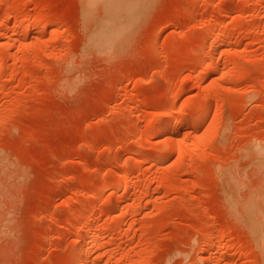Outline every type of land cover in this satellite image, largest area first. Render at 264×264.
Wrapping results in <instances>:
<instances>
[{"label":"rangeland","instance_id":"1","mask_svg":"<svg viewBox=\"0 0 264 264\" xmlns=\"http://www.w3.org/2000/svg\"><path fill=\"white\" fill-rule=\"evenodd\" d=\"M263 233L264 0H0V264H264Z\"/></svg>","mask_w":264,"mask_h":264},{"label":"bare ground","instance_id":"2","mask_svg":"<svg viewBox=\"0 0 264 264\" xmlns=\"http://www.w3.org/2000/svg\"><path fill=\"white\" fill-rule=\"evenodd\" d=\"M37 22H38V21H37ZM37 22H36V23H37ZM42 22H43V21H42ZM38 23H40V22H38ZM43 24H44V23H43ZM44 25H45V24H44ZM44 25H43V26H44ZM36 26H37V24H36ZM39 26H40V25H38L37 28H38ZM43 26H42V27H43ZM42 27H40V28H42ZM24 30H27V31H28L29 29H24ZM53 31H54V30H53ZM53 31H52V32H53ZM24 32H25V31H24ZM28 33H29V31L27 32V34H28ZM27 34H26V32H25V34L23 33V35H25V36H26ZM215 34H216V33H215ZM213 35H214V33H213ZM216 37H218V35H217ZM217 40H219V39L217 38ZM217 40H216L215 37H214V39L212 38V41H210V44L214 46V45H215V42H216ZM206 55L209 56L208 54H206ZM207 56H205V57H207ZM207 58H208V57H207ZM206 60H207V59H206ZM206 62H207V61H205V64H206ZM207 64H208V63H207ZM171 115H172L171 112H167V113H166V117H167V118H171ZM184 117H185V115H184ZM183 119H184V118H183V117H180V116H179V117H176V118L174 119V121L172 120V122L170 121L171 123L169 122L170 124H169L168 126H170V128H172L174 125L178 124L179 122L181 123V121H183ZM184 120H186V119H184ZM194 121H195V120H194ZM196 121H197V120H196ZM195 123H196V122H195ZM165 124H166V122L161 123V124L158 126V128H161V127H162L163 125H165ZM195 125H196V124H195ZM181 150H182V149H181ZM179 153L181 154L180 151H179ZM123 177H124V176H123ZM125 180H126V179H125V177H124L123 179L121 178V180H120V179H117V180H115V181H113V182H114V184H115L116 186H119V185H121L122 183H125V182H124ZM114 184H113V185H114ZM263 235H264V233H263ZM90 236H91V235H90ZM92 237H93V235H92ZM262 237H263V236H262ZM262 237H261V238H262ZM89 239H91L90 241H92L94 238H89ZM207 240H208V239H207ZM261 240H262V239H261ZM208 241H212V240L209 239ZM86 243H88V242H86ZM205 243H206V245H207V244H208V245H207V248L204 246V248L207 249V250H205V249H204V250L207 251V253L209 252V254H210V252L213 253L214 249L216 250V249L219 247V246H218L219 244L216 245V247H215V244H216V243L213 244V243L211 242V244H213L215 248L213 247V245H210V244H209L210 242L207 243V241H206ZM217 243H219V242H217ZM261 243H262V241H261ZM84 244H85V243H84ZM204 245H205V244H204ZM83 246H84V245H83ZM217 246H218V247H217ZM263 246H264V245H263ZM84 247H85V246H84ZM82 248H83V247H82ZM86 248H87V246H86ZM213 248H214V249H213ZM83 250H84V252H87V251H85V249H83ZM83 250H82V251H83ZM86 250H87V249H86ZM84 252L82 253V256L84 255ZM212 253H211L210 256H213L214 253H213V254H212ZM209 254H208V255H209ZM88 255H89V254H88ZM88 255L85 254V255L83 256V261H82V262H85V264H86V262H88V261H87V259L89 258ZM208 255H206V256H208ZM207 258H209V256H208ZM81 259H82V258H81ZM209 259H210V258H209ZM209 259H208V260H209ZM212 259H213V258H212ZM212 259H211V260H212ZM206 260H207V259H206ZM211 260H210V261H211ZM213 260H214V259H213ZM213 260H212V261H213ZM80 261H81V260H80ZM214 261H215V260H214ZM214 261H213V264H214ZM82 262H81V263H82ZM81 263H80V264H81ZM206 263H207V262H206ZM208 263H210V262H208ZM83 264H84V263H83ZM211 264H212V262H211Z\"/></svg>","mask_w":264,"mask_h":264}]
</instances>
